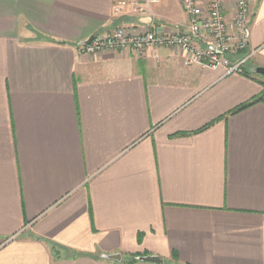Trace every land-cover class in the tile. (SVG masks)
<instances>
[{"label": "crops", "instance_id": "crops-1", "mask_svg": "<svg viewBox=\"0 0 264 264\" xmlns=\"http://www.w3.org/2000/svg\"><path fill=\"white\" fill-rule=\"evenodd\" d=\"M118 1L0 0V264H264V102L233 112L264 88V0L230 75L166 47L80 53L188 25L181 0Z\"/></svg>", "mask_w": 264, "mask_h": 264}, {"label": "built area", "instance_id": "built-area-1", "mask_svg": "<svg viewBox=\"0 0 264 264\" xmlns=\"http://www.w3.org/2000/svg\"><path fill=\"white\" fill-rule=\"evenodd\" d=\"M160 0H143L153 5ZM125 0L116 3L119 11ZM188 15L184 32L133 33L118 27L96 35L88 45H78L83 54L130 49L137 57L150 47H166L185 56L188 65L222 67L226 75L244 74L250 55L245 54L248 28L253 16L250 0H181Z\"/></svg>", "mask_w": 264, "mask_h": 264}, {"label": "water", "instance_id": "water-1", "mask_svg": "<svg viewBox=\"0 0 264 264\" xmlns=\"http://www.w3.org/2000/svg\"><path fill=\"white\" fill-rule=\"evenodd\" d=\"M93 38H94V36L88 38L87 40L80 43L79 45H88L92 41ZM253 73L261 76L264 79V68H261V67L255 68L253 70ZM103 258L107 259V260H113V261H120V259H121L119 255H108V256H103ZM135 259L138 261H141V262H150V263L162 264V260L156 256L136 257Z\"/></svg>", "mask_w": 264, "mask_h": 264}, {"label": "trees", "instance_id": "trees-1", "mask_svg": "<svg viewBox=\"0 0 264 264\" xmlns=\"http://www.w3.org/2000/svg\"><path fill=\"white\" fill-rule=\"evenodd\" d=\"M259 102H264V88H263L262 93H261L257 98H254V99H252L250 102H248V103H246V104H244V105L238 107V108H237L236 110H234L233 112H237V111H239V110H241V109H244V108L249 107V106H251V105L257 104V103H259ZM233 112H232V113H233ZM54 252H55V251H54ZM135 257H136V256H131V257H130V260L128 261V263H133V262H135V261H136ZM176 258H177V257H176V254H173V259H176Z\"/></svg>", "mask_w": 264, "mask_h": 264}]
</instances>
